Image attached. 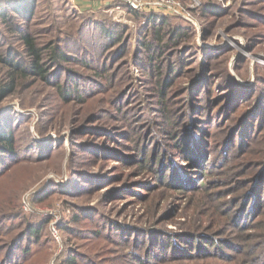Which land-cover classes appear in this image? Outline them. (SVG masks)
<instances>
[{"label": "rangeland", "instance_id": "1", "mask_svg": "<svg viewBox=\"0 0 264 264\" xmlns=\"http://www.w3.org/2000/svg\"><path fill=\"white\" fill-rule=\"evenodd\" d=\"M172 1L162 27L113 0H38L20 19L73 62L0 102V139L17 149L0 142V264L29 225L39 239L17 264H264L247 241L264 234V174L245 198L262 168L244 167L264 151V0Z\"/></svg>", "mask_w": 264, "mask_h": 264}, {"label": "trees", "instance_id": "2", "mask_svg": "<svg viewBox=\"0 0 264 264\" xmlns=\"http://www.w3.org/2000/svg\"><path fill=\"white\" fill-rule=\"evenodd\" d=\"M38 0H0V17L2 19V26L0 28V41H2V43H0V63L4 64L6 67L5 73L1 76V80H0V102L2 100L7 99L8 97L15 95L16 92H18L17 88L19 89H27L29 88V83H26L27 79H29L30 77H38L41 78L42 80H49L50 78V73L52 70L54 69H60L63 68L64 64L67 63H72L73 61L70 59V55L65 54L61 47L58 46L57 42L55 40L50 41L48 44H39L38 39H37V33L34 32L33 30H31V26L28 24V21L30 18H32V16L34 15L35 10L38 8L37 3ZM212 5V4H211ZM206 6V5H205ZM204 6V7H205ZM213 6V5H212ZM127 8L134 13H137L134 9L130 8L127 5ZM212 7H210V4H208V8L204 14V16L206 14H208L209 12H211ZM215 10V8H214ZM160 13L155 12L152 13L150 16V21H152L154 24H161L160 26H164L166 24V19L162 18L159 16ZM150 15V14H149ZM159 16V17H156ZM18 18V19H17ZM20 19H27L28 21L23 22L20 21ZM5 28V29H2ZM160 31V30H159ZM163 31V30H162ZM160 31L157 35V33H154V35L152 36V40L157 41L159 43H161L163 41V36L161 35ZM7 35L10 36V42L6 43V38ZM183 37L182 35H178ZM185 36V35H184ZM174 39H176V37H174ZM17 40V41H16ZM15 41V42H14ZM6 45L5 49L6 51H1V49L3 50V46L1 45ZM154 44V43H151ZM15 45H20L21 47H23L24 50V58L23 61H20V59L15 58L14 56L18 53L16 52L17 50L15 49ZM149 45V44H147ZM146 46V45H145ZM164 48V47H163ZM162 49V48H161ZM16 52V53H15ZM22 55V53H21ZM181 69V68H180ZM179 72V70H178ZM100 74V73H97ZM68 79L70 80V77H68ZM71 82V81H70ZM74 86V92L79 93V86L77 84H73ZM173 86V82L171 81V77L169 76L168 73H166L161 80V84H160V92H159V96L163 97V95H165V92L168 91V89H170V87ZM57 89L61 92V95L63 96V99L68 102L72 99V94L71 93H66V90L64 88L63 85H58ZM81 94V93H79ZM77 95V101L80 102L81 104H85L86 100L84 99V95ZM261 99L257 98L256 101H253V103H255L254 107H256V105H258L260 103ZM118 106H120V103H118ZM120 107H118L119 109ZM243 108V109H242ZM239 111H241L240 113H242V111H244V107H242ZM120 111V109H119ZM123 118L125 119V116H123ZM246 116L244 115L243 120L238 119L237 123L238 126H240V129H245V124L248 122L249 119H246ZM171 124V123H170ZM6 128V127H5ZM6 132H9V127L6 128L5 130H7ZM128 138V137H127ZM176 140V139H175ZM227 140V139H226ZM1 144H3L4 146L2 147L3 150L10 154V155H14L16 156V152L17 149L15 147V139L13 137V135L10 134L9 135H3V137L0 139ZM234 144L235 142V137L233 138L232 133H230L229 138H228V143L229 144ZM256 143H258V140H256ZM178 147H181V145H178ZM251 153H253L255 150L254 148L251 149L249 148ZM264 151H260V152H255L253 155H255L256 157H258V159H256V161H249L250 163L246 166H244L245 168H253L256 166L261 167L262 169H260L259 173L255 176H250L246 179L249 184H251L249 191L245 194V198L250 194V192L252 191V186L257 183L260 184L262 183V177H260V174H264ZM142 155H143V160L142 163L143 165L148 164V166L154 170V166L157 163V158H155V161L148 160L147 158V152L144 153L143 149L141 151ZM260 157V158H259ZM153 159V158H152ZM201 162H203L205 160V156H199L198 158ZM252 164V165H251ZM258 167V168H259ZM204 168V167H203ZM149 169V170H151ZM151 170V171H152ZM201 171H204L203 175L205 176V178H203V182L205 180H207L208 176L206 175L207 173H205V170L202 169ZM164 179V178H163ZM201 188L205 191L208 189V186L202 185ZM259 188H257L258 192ZM240 199V198H239ZM15 218H19V217H15ZM29 231H25V232H21L19 231V235L18 233L13 236L11 238V240L9 241V243L13 240V243L10 244L9 247H11L7 253H6V259L3 260V264H6V261L10 259V257H12L14 251V257L11 261L14 260V258L16 257L17 252L20 253L21 255L18 254V257H27L29 254V247H24L23 242L25 241L26 236L29 235L30 238L35 237V240L38 242L39 239V232H37V227H30L29 225ZM17 231V228L15 229ZM15 231V232H16ZM29 232V234H28ZM195 232V231H194ZM200 232V231H199ZM198 232V233H199ZM18 235V236H17ZM6 236L7 233H6ZM17 236V237H16ZM253 237H258L259 241H261V244L263 243L264 245V234L259 233L255 236H247V241H250ZM261 239V240H260ZM6 243V246L9 244ZM7 248V247H5ZM222 248V247H221ZM238 247L235 248V250H237ZM6 252V251H5ZM246 256H249L250 258H254V260H258L261 256H256L254 250L249 254H246ZM7 261V262H8ZM10 261V262H11ZM9 262V263H10ZM20 261H18L19 263ZM8 263V264H9ZM12 264H17V261H13Z\"/></svg>", "mask_w": 264, "mask_h": 264}, {"label": "built area", "instance_id": "3", "mask_svg": "<svg viewBox=\"0 0 264 264\" xmlns=\"http://www.w3.org/2000/svg\"><path fill=\"white\" fill-rule=\"evenodd\" d=\"M115 2H122L136 11L142 12H163L167 13L174 5L172 0H113ZM55 236V235H54Z\"/></svg>", "mask_w": 264, "mask_h": 264}]
</instances>
